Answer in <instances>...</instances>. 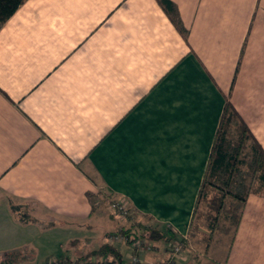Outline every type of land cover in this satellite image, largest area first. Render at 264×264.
I'll use <instances>...</instances> for the list:
<instances>
[{"label":"crops","instance_id":"crops-1","mask_svg":"<svg viewBox=\"0 0 264 264\" xmlns=\"http://www.w3.org/2000/svg\"><path fill=\"white\" fill-rule=\"evenodd\" d=\"M168 1L183 33L157 0H25L0 24V264H74L102 244L126 261L112 235L148 222L187 238L226 100L264 151V0ZM99 185L129 218L94 207ZM262 192L232 198L229 240L196 264H264ZM150 242L142 264L166 256Z\"/></svg>","mask_w":264,"mask_h":264},{"label":"trees","instance_id":"trees-1","mask_svg":"<svg viewBox=\"0 0 264 264\" xmlns=\"http://www.w3.org/2000/svg\"><path fill=\"white\" fill-rule=\"evenodd\" d=\"M24 1L25 0H0V24L7 20ZM157 1L165 9V12L168 14L171 22L175 25V27L181 33H183L181 23L175 17L174 7L172 3H170L168 0ZM248 142L250 143V147H248ZM247 148H249L252 152L253 174L257 175L260 186L264 187V151L250 132L248 126L237 113L234 106L228 100H226L213 138L204 176L198 190L194 211L201 197H207V188L209 187L211 190L214 189L215 191L221 192V196L218 197V199L216 196L210 197L209 199L210 204H217V213L221 209L225 196H229L238 201L243 200L245 195H240L231 190V185L233 184V176L238 170V165L241 164L242 159L240 157L242 155V152ZM216 175H225L226 177L220 184H217L216 182H213L211 180H207L208 177ZM120 229L121 228H119L118 231ZM147 230L148 236L146 238L152 241L162 240L166 242V244L171 241H179L182 245H185L187 241V238L183 237L176 239L174 234H172V232L169 230L166 231L167 235L161 234L159 231H156L153 228H147ZM121 231L122 229L119 232L121 233ZM125 234L132 235L133 239H136L135 237L137 236L136 233L131 232L130 229H127L126 232L123 233V235ZM126 239L127 241H129V236H126ZM18 256V251L8 253L6 255V257L8 258L7 260H4V262H6V264H10V261H12L13 258H17ZM87 256H95L97 258L109 256L110 259L121 260L119 252L109 244H102L97 249L91 251L84 257ZM81 258L77 259V261ZM77 261H75V263Z\"/></svg>","mask_w":264,"mask_h":264},{"label":"rangeland","instance_id":"rangeland-1","mask_svg":"<svg viewBox=\"0 0 264 264\" xmlns=\"http://www.w3.org/2000/svg\"><path fill=\"white\" fill-rule=\"evenodd\" d=\"M249 145L250 143L248 142V147H250ZM240 158L242 159L241 164L238 165V170L233 176L232 179L233 184L231 185V190H233L234 192L240 195H246L249 192H257L261 188L263 190L262 193H264V187H260V183L258 182L257 175L253 174L252 152L250 151V149L249 148L244 149ZM225 177H226L225 175L224 176L216 175V176L208 177L207 180L208 181L211 180L213 182H216L217 184H220L225 179ZM97 189H98V194L92 197V204H94V207L100 208L101 210L105 209L106 211L115 214V212H113V210L110 208V205L113 202H116V200L109 195L108 191L104 188V186L99 185ZM207 192H208L207 197L205 198L201 197L199 203H197L196 209L193 212L192 222L190 224L187 233V241L185 245H198L193 250L194 261H190V264H194L196 262V259H200V258L203 259L204 255L202 254V247L208 241L215 243V241H218L217 239L220 240L222 239L225 242L229 240L235 223L234 219L237 216L239 210V204L234 202V200L231 197L225 196L223 199L221 209L217 213L216 212L217 204H213V203L210 204L209 199L210 197H215V196L218 199V197L221 196V192L215 191L214 189L211 190L210 187L207 188ZM129 217H130V213L123 220H126ZM148 224L151 228L154 229V226L150 222H148ZM120 228L122 229L121 233L119 232L120 230L119 231L117 230L116 233H114L112 236L121 234L124 239L122 238V240L119 242L130 244L132 235L130 234L123 235V233L126 232L128 228L126 229V226H120ZM141 231H142V236L137 235L135 238L139 240L141 239L144 240L145 241L144 243H146L147 245H152L150 250L152 251L153 244L150 242L148 238H146L148 236L147 228L146 230L143 229ZM126 236H129V241L126 240ZM44 246H45L44 251L39 252L38 254L39 258L40 256H42V259L46 257L45 254L49 252L48 248L58 250L56 251V253L54 252L50 253L52 254V256L58 255L61 252L59 245H44ZM166 247H165V251L167 249ZM25 255L27 254L25 253L22 258H25ZM88 258L90 257L89 256L82 257L79 261L86 260ZM42 259L41 261H43ZM61 263H64V259L62 258L56 259L55 264H61Z\"/></svg>","mask_w":264,"mask_h":264},{"label":"built area","instance_id":"built-area-1","mask_svg":"<svg viewBox=\"0 0 264 264\" xmlns=\"http://www.w3.org/2000/svg\"><path fill=\"white\" fill-rule=\"evenodd\" d=\"M110 208L121 219H125L126 216L129 214L126 205L120 201L113 202L110 205ZM122 238L123 237L121 234H117L112 236L111 240L121 241ZM144 242L145 241L142 239L139 240V239L131 238L130 245L132 248V252L128 256L126 261L118 260V259L106 260L92 256L86 260H82V261L78 260L75 264H142V260L139 254L141 252L150 251L152 247V245H147ZM183 246L184 245H182L179 241H171L167 243V247H166L167 249L165 251L166 256L161 261H159L158 264H177L178 260L181 258V253H182L181 251L183 249ZM55 263H56V259H51L46 264H55Z\"/></svg>","mask_w":264,"mask_h":264}]
</instances>
